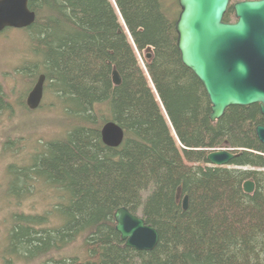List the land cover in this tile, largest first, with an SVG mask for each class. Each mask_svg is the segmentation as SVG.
<instances>
[{"label":"trees","instance_id":"1","mask_svg":"<svg viewBox=\"0 0 264 264\" xmlns=\"http://www.w3.org/2000/svg\"><path fill=\"white\" fill-rule=\"evenodd\" d=\"M168 1L29 2L36 20L24 29L31 61L22 76L29 89L45 76V95L62 111L64 133L35 142L29 162L13 172L15 202L33 188L47 194L43 213L13 214L8 249L15 258L264 264V145L256 134L264 115L259 105L233 106L211 121L205 89L181 61L178 17H169ZM4 98L0 85V101L11 110ZM109 121L125 133L117 149L101 139ZM14 145L7 140L4 149ZM222 149L236 154L231 166H208L209 152ZM247 181L254 183L252 194L244 192ZM122 207L158 231L153 251L122 242L114 218Z\"/></svg>","mask_w":264,"mask_h":264},{"label":"water","instance_id":"2","mask_svg":"<svg viewBox=\"0 0 264 264\" xmlns=\"http://www.w3.org/2000/svg\"><path fill=\"white\" fill-rule=\"evenodd\" d=\"M35 0H0V34L7 29L24 30L36 20L29 2ZM181 12L176 20L178 51L185 67L201 82L207 94L212 122L225 115L233 106L259 105L264 115V0L235 3V22H225L231 0H178ZM151 55H147V59ZM113 82L121 78L114 71ZM45 76L40 75L27 97V107L38 110L45 95ZM257 139L264 145V125L256 126ZM104 146L117 149L125 139L122 127L107 122L101 130ZM236 158L231 150L209 152L207 165L229 167ZM254 183L247 181L244 192L252 194ZM188 198L184 199L187 209ZM116 231L125 246L139 252L153 251L159 243V233L142 217L119 208L114 215Z\"/></svg>","mask_w":264,"mask_h":264},{"label":"rangeland","instance_id":"3","mask_svg":"<svg viewBox=\"0 0 264 264\" xmlns=\"http://www.w3.org/2000/svg\"><path fill=\"white\" fill-rule=\"evenodd\" d=\"M240 1L245 0H231L230 6ZM166 8L172 20L176 16L179 17L181 12L179 1L174 5L169 0ZM234 18L235 13L231 18L232 22H235ZM26 39L24 30L7 29L0 34V85L5 103L10 102L12 105L11 110H7L0 101L2 108L0 110V264H40V261L19 260L8 249L9 233L15 225L13 214L43 213L46 204L41 199L47 196L43 193L41 195L42 190L33 188L32 193L15 202L12 195L13 172L17 165L29 162L24 160L30 157L29 152L34 150L35 142L41 141L39 143L41 145L46 140L58 139L64 133L58 123L63 113L59 108L57 109L51 100L52 95L48 92L44 95L42 107L38 110L31 111L26 108V99L32 90L28 88L27 80L21 72L25 63L31 61ZM7 140L8 143L11 141L15 143L14 146L18 148L4 149ZM71 251L72 249L67 253Z\"/></svg>","mask_w":264,"mask_h":264},{"label":"bare ground","instance_id":"4","mask_svg":"<svg viewBox=\"0 0 264 264\" xmlns=\"http://www.w3.org/2000/svg\"><path fill=\"white\" fill-rule=\"evenodd\" d=\"M40 76V75H39ZM254 193V192H253Z\"/></svg>","mask_w":264,"mask_h":264}]
</instances>
